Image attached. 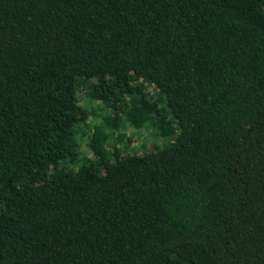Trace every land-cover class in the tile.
Instances as JSON below:
<instances>
[{
	"label": "trees",
	"instance_id": "obj_1",
	"mask_svg": "<svg viewBox=\"0 0 264 264\" xmlns=\"http://www.w3.org/2000/svg\"><path fill=\"white\" fill-rule=\"evenodd\" d=\"M0 264H264V0H0Z\"/></svg>",
	"mask_w": 264,
	"mask_h": 264
},
{
	"label": "rangeland",
	"instance_id": "obj_2",
	"mask_svg": "<svg viewBox=\"0 0 264 264\" xmlns=\"http://www.w3.org/2000/svg\"><path fill=\"white\" fill-rule=\"evenodd\" d=\"M99 102H92L90 104L91 106V109H89L88 111H94V114L96 113L97 116H96V121H100L101 120V117L105 114L108 113V111L105 110L104 112V109H102L100 106H99ZM86 106L88 107V102L86 101ZM101 114V116H100ZM95 121V119H94ZM122 133H123V136L125 138H128L130 137L132 141H134L138 146L140 144H142V142H152L151 140H154V138H150L149 136H147L146 132H145V129H139V130H136L134 127H131V126H123V129H122ZM149 135V134H148ZM147 136V137H145ZM156 142V141H155ZM159 142V141H158ZM79 144H80V151L81 153L83 154L84 157H88V158H92L91 157V153L89 151V149L85 146V141H79Z\"/></svg>",
	"mask_w": 264,
	"mask_h": 264
}]
</instances>
